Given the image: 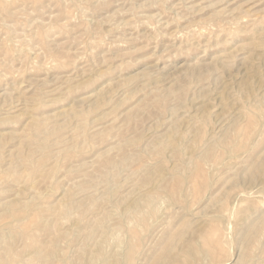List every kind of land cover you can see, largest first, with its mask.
Returning <instances> with one entry per match:
<instances>
[{
	"label": "rangeland",
	"instance_id": "1",
	"mask_svg": "<svg viewBox=\"0 0 264 264\" xmlns=\"http://www.w3.org/2000/svg\"><path fill=\"white\" fill-rule=\"evenodd\" d=\"M0 264H264V0H0Z\"/></svg>",
	"mask_w": 264,
	"mask_h": 264
}]
</instances>
